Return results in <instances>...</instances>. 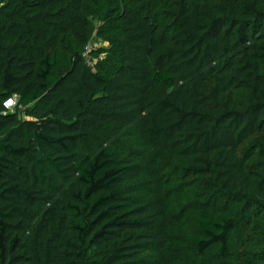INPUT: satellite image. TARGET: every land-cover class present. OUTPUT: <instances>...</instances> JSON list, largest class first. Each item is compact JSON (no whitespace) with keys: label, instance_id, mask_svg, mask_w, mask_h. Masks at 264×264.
<instances>
[{"label":"trees","instance_id":"trees-1","mask_svg":"<svg viewBox=\"0 0 264 264\" xmlns=\"http://www.w3.org/2000/svg\"><path fill=\"white\" fill-rule=\"evenodd\" d=\"M82 5L0 0V264H99L87 245H110L111 264H127L160 245L162 208L127 203L123 185L137 175L127 154L138 132L181 157L183 175L217 167L257 196L248 222L264 221L253 214L264 206V0H181L165 29L123 8L118 25L108 22L116 50L95 65L57 40L77 26ZM13 95L35 103L27 119L5 112ZM252 139L245 160L238 153ZM236 228L233 211L204 210L186 241L196 258L218 247L232 264Z\"/></svg>","mask_w":264,"mask_h":264},{"label":"rangeland","instance_id":"rangeland-1","mask_svg":"<svg viewBox=\"0 0 264 264\" xmlns=\"http://www.w3.org/2000/svg\"><path fill=\"white\" fill-rule=\"evenodd\" d=\"M82 1L77 26L70 33L59 35L57 40L63 48H75L88 53V56L93 54L94 65L108 58L109 49L114 50L113 46L118 45L120 35L108 27V22L111 19L118 25V14L123 8H131L141 16L148 15L151 22L165 29L174 24L176 13L174 5L180 7L181 4V0ZM88 46L89 52L86 51ZM52 50L55 51L54 48ZM32 108H35V103L18 102L16 110L13 111L19 119L25 120L28 118L27 110ZM132 138L123 136L122 141L128 142ZM133 139L134 145L127 155L134 154L137 175L123 182L124 187H128L130 192L127 203L160 206L164 221L157 222L156 230L163 227L164 231L159 240L160 245L147 244L143 251L126 260L127 264H223L215 256L218 247L208 255L196 258L191 245L186 241L187 235L195 231L196 214L204 210L219 216L227 211L235 213L237 228L233 234L232 264H252L254 260L264 264V261H260L263 259L264 250V221L256 218L250 223L247 219L250 213L246 205L258 198L255 194L241 191L238 186L223 178L215 166L220 162L218 154L213 156L216 167L213 172L183 175L186 163L181 157L147 144L139 132L135 133ZM253 139L240 149L238 154L241 158L246 160V152L256 147L252 143ZM258 139V143L264 145V129ZM250 162L247 166L254 165V161ZM254 209L255 215L264 212L263 205ZM109 246L99 248L87 245L88 258L91 261H98L99 264H111Z\"/></svg>","mask_w":264,"mask_h":264},{"label":"built area","instance_id":"built-area-1","mask_svg":"<svg viewBox=\"0 0 264 264\" xmlns=\"http://www.w3.org/2000/svg\"><path fill=\"white\" fill-rule=\"evenodd\" d=\"M89 50H90V48L88 46L86 51L89 52ZM18 101H19L18 95H13V96L7 98L3 103L4 108H5V112L13 111L16 108Z\"/></svg>","mask_w":264,"mask_h":264}]
</instances>
